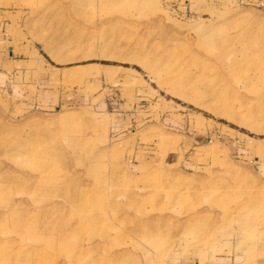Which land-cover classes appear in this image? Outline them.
<instances>
[{
    "label": "rangeland",
    "instance_id": "1",
    "mask_svg": "<svg viewBox=\"0 0 264 264\" xmlns=\"http://www.w3.org/2000/svg\"><path fill=\"white\" fill-rule=\"evenodd\" d=\"M0 264H264V0H0Z\"/></svg>",
    "mask_w": 264,
    "mask_h": 264
},
{
    "label": "bare ground",
    "instance_id": "2",
    "mask_svg": "<svg viewBox=\"0 0 264 264\" xmlns=\"http://www.w3.org/2000/svg\"><path fill=\"white\" fill-rule=\"evenodd\" d=\"M212 43H215V44H218L219 46H221V47H224V46H226L227 44H228V42L227 41H223V40H219L218 39V37L216 36V35H213V33L212 34H208L206 37H205V44H212ZM256 59V58H255ZM166 64V63H165ZM199 64H201V63H199L198 62V65ZM197 65V66H198ZM238 70H240V68H238ZM177 71V70H176ZM86 203V201H82V203ZM39 238L40 237H34V241H36V242H39Z\"/></svg>",
    "mask_w": 264,
    "mask_h": 264
}]
</instances>
